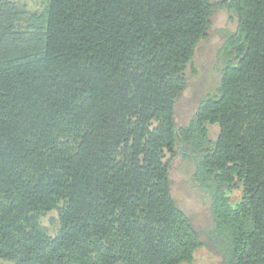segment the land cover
Listing matches in <instances>:
<instances>
[{
  "label": "trees",
  "instance_id": "obj_1",
  "mask_svg": "<svg viewBox=\"0 0 264 264\" xmlns=\"http://www.w3.org/2000/svg\"><path fill=\"white\" fill-rule=\"evenodd\" d=\"M218 10L217 86L177 124ZM176 158L217 264H264V0H0V260L192 264Z\"/></svg>",
  "mask_w": 264,
  "mask_h": 264
},
{
  "label": "rangeland",
  "instance_id": "obj_2",
  "mask_svg": "<svg viewBox=\"0 0 264 264\" xmlns=\"http://www.w3.org/2000/svg\"><path fill=\"white\" fill-rule=\"evenodd\" d=\"M220 29L233 31L235 22L224 11L218 10L213 15L208 37L199 44L192 65L186 71L189 82L187 89L180 96L176 105L177 124H184L194 112L198 99L203 98L207 93L213 92L217 86L218 74L214 70V64L215 52L222 41L218 33ZM210 135L212 138L216 136L214 128L211 129ZM183 165L178 158L174 159L171 162L170 178L173 197L185 210L204 242V247L197 251L192 264H217L219 256L214 242L209 238L212 226L209 201L196 190L190 188L185 176L188 168L185 169L182 167ZM52 218H56V212L54 211L48 213L42 219V224L48 227L50 232L56 229V225L50 223ZM0 264L13 263L0 260Z\"/></svg>",
  "mask_w": 264,
  "mask_h": 264
}]
</instances>
